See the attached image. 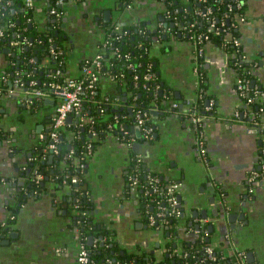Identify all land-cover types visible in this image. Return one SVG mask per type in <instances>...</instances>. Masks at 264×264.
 <instances>
[{"label": "crops", "instance_id": "obj_1", "mask_svg": "<svg viewBox=\"0 0 264 264\" xmlns=\"http://www.w3.org/2000/svg\"><path fill=\"white\" fill-rule=\"evenodd\" d=\"M130 2L132 5L129 7L119 0H66L63 4L66 10L64 17H68L66 26H63L67 34L64 69L67 77L80 76L83 61L92 58L99 50L107 23L118 22L135 29L142 24L150 33V55L161 84L164 82L163 92L168 91L159 103L150 104L145 109L155 128L154 138L150 140H142L141 127L127 109L129 103H123L124 96L131 101L128 99L129 90L111 76H102L98 94L100 98L112 97V109L123 106L122 110L108 112L99 108L97 114L86 104L81 115L68 117L63 128L64 137L68 138L82 126L83 120L93 123L86 132L94 142L83 169L84 183L80 185L91 195L94 219L112 230L123 249L165 259L163 248L169 238L164 234V228L150 226L146 221L142 211L145 200L141 196L144 187L140 186L136 192L128 191L131 158L136 160L135 154L130 155L134 148L136 154H142L144 166L150 169L147 171L158 174L165 182L181 181V204L185 206V217L181 216L179 220L183 230L181 237L186 238L192 232L188 229L194 223H189L192 211L206 207L209 220L206 238L210 242L217 243L229 255L235 248H241L247 253L248 264H264V181L252 179L253 170L261 163L264 131L258 128L256 131L252 123L234 117L243 99L236 90L238 70L231 52L221 43L206 41L202 59L203 80L199 84L200 77L195 69L197 43L190 31L181 27L178 31L181 36L178 32L175 37L168 33V38L164 39L166 33L163 32L164 35L158 38L156 31L162 27L164 16L162 3L159 0ZM50 4L49 0H35L37 27L45 26L50 20ZM242 13L246 19L237 17L236 30L248 60H257L254 74L257 86L264 87V0H245ZM5 48L8 47L0 46V125L6 133L0 144V175L16 176V180L0 183V231L7 226L0 235V264H79L76 260L78 236L72 218L77 211L73 204L75 184L67 182L65 177L58 181L57 176L48 174V179L45 176L39 182H44L42 190L30 189L22 196L27 191L29 177L20 172L27 168L35 146L41 142L40 134L48 132L49 117L54 113L59 97L52 96L36 106L28 99L12 97L11 94H26L18 91L13 75L23 71L18 68L20 60L14 65L9 58L12 51H5ZM43 63L52 65L47 58ZM7 71L5 81L2 75ZM205 79L207 89L203 97L208 94L210 97L206 99L214 102L208 110L204 108L206 103L203 106L199 103V88ZM10 80L14 83L13 91ZM6 82L8 87L5 88ZM27 93L32 94L31 90ZM118 97L121 103L116 104ZM174 101L179 103L178 107L172 106ZM140 105L144 106L143 103ZM195 107L206 112L201 124L206 139V157L199 156L196 146V131L190 118ZM124 110L131 117L125 125L134 136L133 146L119 138L117 129L108 126L105 133L102 131L97 135L94 128L96 114L98 120L103 121L110 118L111 112ZM48 164L52 170H58V175L67 167L64 160L59 161L55 157ZM23 178L25 184L19 191L14 183ZM33 190H36V195L30 194ZM218 190L223 192L230 220L223 217ZM212 197L214 201H211ZM232 223L234 235L230 242L226 240V233ZM59 248L65 249L64 253L58 254Z\"/></svg>", "mask_w": 264, "mask_h": 264}, {"label": "built area", "instance_id": "obj_2", "mask_svg": "<svg viewBox=\"0 0 264 264\" xmlns=\"http://www.w3.org/2000/svg\"><path fill=\"white\" fill-rule=\"evenodd\" d=\"M65 1L66 0H55L48 8V18L51 19L52 17H56V22L51 23L53 27L57 26V23H59L65 15V11L63 10V4ZM130 1L131 0L125 1L127 7L132 5ZM159 1L163 5L164 17L168 18L170 21H174L176 27L169 25L165 28L163 27V21V24H161L163 28L159 27L158 32L176 35L179 31L178 27H182L184 30L190 31L195 38L197 43V61L195 69L200 77L199 84L201 83V80H203L202 59L205 53L204 44L206 41L212 40L214 35H221L222 40L220 43L223 48L228 50V45L231 44V47L234 49L233 55L234 57H237V59L233 60V63L238 70L236 90L243 99V104L235 110L234 117L240 120H247L258 129H261V131H264V117L262 115L264 108L260 106L258 112L257 110L254 111L252 109L254 105L257 104L258 98H264V87H258L257 82L252 83V79L254 78L255 70L257 68V60H249L250 62L248 64H244L248 58L244 53L240 36L228 33L233 28L237 29V21H239L237 17H240V20L246 19V16L242 13L245 0H193L192 3L188 1L186 4H182L180 6H171L172 0ZM34 3V0H24L25 7L27 8L33 7ZM1 14L4 13L2 12ZM30 19L31 17H28V20ZM182 22L184 23L182 24ZM109 29H112V31ZM107 31L108 33L103 35V39L97 53L92 58L86 59L83 63L79 77H67L60 66L51 70L47 74L48 79L41 82L40 85H36L37 81L35 79L29 80L31 93L34 95V99L30 101L31 103L35 100L51 98L52 96L59 97L48 132L40 134L41 139L43 140V138H48L49 143L44 148V152L41 156L32 155L31 160H45L49 150L51 153L56 154L60 152V144L63 139L62 132L64 126L67 124L68 117L71 114L81 115L82 112H84V103L87 97H90L97 103H100L99 108L101 110L102 108L104 109L102 103L112 104V97L95 99V94L98 93V86L102 76H111L117 80L125 76L124 72H114L111 68H104V62L107 48L115 46V49L119 50V47L116 45L115 38H120L122 35L128 33V29L122 24L116 22L112 27H108ZM137 31L141 35L139 44H142L144 39H151L149 38L150 33L148 32L146 26H139ZM113 33H115V35H113ZM1 35H3V30L0 26V36ZM18 36L19 38L11 40V45L19 47L31 44V41L27 37ZM49 40L52 41V38L50 37ZM145 48L147 49V47ZM50 50L54 54V57H58L62 53L61 50H56V46L52 47ZM127 66L133 70L137 68V65H134L132 62H129ZM244 72L249 75L252 74V77L244 76ZM14 77V81L16 83L19 85H25V81L21 79L22 76L20 72L19 75L16 74ZM2 78L6 81L7 75H2ZM142 80V87L151 91L154 97H156L158 93H161L162 84L158 79V73L153 68L152 62L146 64ZM134 82L135 84L138 82L137 74H135ZM199 90V97L202 98L205 93L204 86L201 85ZM11 91H13V89H11ZM120 100L121 98L118 97L116 104H118ZM209 101L210 102L205 105L206 107H204L205 110H208L213 106L214 102L211 100ZM132 102L137 103V105L133 108V117L135 122L141 127L142 137L146 140L153 139L155 128L150 122L148 111L142 110L141 108L136 109L139 103L131 100L130 105ZM178 105L179 103L177 101L172 103V106L174 107H178ZM205 114V112L198 110V107H195L190 114L191 122L196 131L197 150L199 156L201 157L207 156L205 133L201 127L203 120L206 118ZM84 122V120L81 122L82 126L84 125ZM108 126L112 129L117 128L119 138L127 142L128 145L133 146L135 141L134 136L120 116L115 115L113 120L109 122ZM77 134L79 135V131H77ZM87 147V151L84 155H82L83 161L79 163L81 168H85L86 166L85 160L91 151L92 144H88ZM73 152L74 149L71 150L70 155ZM262 155L263 160L260 163L262 171L253 170V180H264V147L262 149ZM135 157L136 164L131 169L129 175V191L136 192L140 186L144 187L143 195L146 196V199L144 200H147V209H145L144 212L145 215H147V223L150 226L156 228L162 227L168 230L169 242L166 241L163 250L173 259L172 264H176L175 262H180L181 264L188 262V256L193 249H195V251H193L192 257L195 259H193L190 264H207L208 261H213L215 264H248L246 259L247 253L245 250L238 247L235 248L233 250V256L228 260V263L227 257L229 254L221 250L217 243L207 240L206 237L209 234L207 228L209 220L207 217L202 219L195 218L194 223L188 228L192 232L194 231L198 234L197 239H186L181 237L178 232V229L182 226L179 220L183 212L179 198L182 188L181 181H163L158 174L153 171H146L142 168V165H144V158L142 154L137 153L135 154ZM34 171L35 175L32 178V181L39 183L44 178V174L36 172V168ZM67 177L68 175L65 176V179ZM71 179L72 182L79 184V177L74 176ZM143 179L146 180L145 184L141 183ZM9 180L15 181L16 176L6 177L4 175H0V183ZM24 192L28 193V189ZM149 206H151V208H148ZM3 224L6 226L5 223ZM197 224H199L198 227H196ZM226 238L232 242L231 233H227ZM103 240H105V238H103ZM97 241L98 238H95V245ZM63 250V248H59L57 249V253L62 254ZM197 253H201L202 255L198 256ZM78 261L80 264H95V259L91 256V249L89 248V244L86 242L85 237L79 243ZM112 262H116V264H129L128 262L123 263L121 261H116V258L113 260L109 259V263L111 264Z\"/></svg>", "mask_w": 264, "mask_h": 264}, {"label": "trees", "instance_id": "obj_3", "mask_svg": "<svg viewBox=\"0 0 264 264\" xmlns=\"http://www.w3.org/2000/svg\"><path fill=\"white\" fill-rule=\"evenodd\" d=\"M55 0H52L51 5L53 4ZM120 3L123 5V3L127 0H119ZM129 1V0H128ZM184 1V2H183ZM190 1L191 3L193 0H172L171 6H180L181 4ZM24 0H0V26L3 30V35L0 36V46L5 47H11L12 52L15 51L16 55H13V53H9V58L12 60L14 65H16L17 60H20V69H22L23 72H21V76L23 77V80H31L35 79L37 81L36 85H40V82H43L44 80H47V74L53 70L54 68L60 67L62 68L63 72L65 69L66 64V58H67V34L65 29L61 24L57 23L58 28H54L51 26H43V27H37L35 24V11L34 6L31 8L25 7ZM64 11L65 8H63ZM4 14H1V13ZM28 17L33 18V24L31 25L29 21L27 20ZM114 23H107L105 26V32L104 34L108 33L107 28L112 27ZM142 25V24H141ZM125 27V26H124ZM128 29V33L122 35L120 38H115L116 45L119 47V50L115 49V46L109 47L106 50L105 53V62H104V68H111L114 70V72H124L125 76L119 79V82L122 83L123 88L125 87L130 94L128 97L129 100L138 102V106L136 109L141 108L142 110H145L148 105H153L156 102H160L162 98L166 97L168 95V91L163 92V94L158 93L156 97L152 94L151 91L146 90L142 87V76L144 69L146 67V64L149 62L153 63V68L157 72L156 64L153 60V57L150 55L151 53V46H150V39L143 40L142 44H139V41L141 40V35L135 29V27H125ZM205 28V27H204ZM57 29V30H56ZM112 31V29H109ZM229 34L239 35L238 31L233 28ZM228 34V35H229ZM20 37H27L30 41V45H22L21 50H17L18 46L11 45V40L17 39ZM115 35V33H113ZM240 36V35H239ZM52 38V41L49 40V38ZM222 40L221 35H214L212 37V41H216L220 43ZM56 46V50H61L62 53L58 57H54V54L51 52V48ZM28 47V48H26ZM147 47V49L145 48ZM228 51L231 52V58L233 60L237 59V57H234L233 51L234 49L231 47V44L228 45ZM47 58L51 61L52 65H49L48 63H43L44 59ZM85 61H83L84 63ZM129 62H132L134 65H137L136 69L133 70L127 66ZM250 61L247 60L244 62V64H248ZM139 64V65H138ZM204 68V67H203ZM242 69V68H241ZM204 70V69H203ZM26 71V72H25ZM135 74L138 75V82L135 84ZM8 75V71L3 74ZM252 74H248L244 72V76H251ZM10 77V74H9ZM15 78V77H14ZM158 79L161 82V79L158 74ZM203 86L205 88V91L207 89V79L204 80ZM4 87H8V83L6 82L4 84ZM4 91V90H3ZM166 91V90H165ZM1 93L0 92V102H1ZM206 93V92H205ZM206 97H210V95L205 94L204 97L199 99V103L201 106L205 105ZM100 98L99 94H95V99ZM45 101V98L40 100H35L33 102V106H36L38 104H41ZM140 103H143L144 106L142 107ZM86 104H88L89 108L97 113V110L99 109L100 103H97L94 99L87 97L84 103V110L86 107ZM102 106H104V109H107V111H112V105L102 103ZM260 106L264 108V98H258L257 104L254 105L252 108L254 111L259 110ZM125 109V108H124ZM95 114V113H94ZM98 114V113H97ZM96 114L95 124L94 128L97 131V135L102 134L106 132V129L108 127V123L113 120L114 116H120L123 119V122L128 124L131 117H129V112L123 111L121 113L119 112H111L110 118L108 120H98V116ZM101 114V113H100ZM264 117V112H263ZM123 116V117H122ZM262 117V116H261ZM133 118V116H132ZM152 123V121H150ZM93 123L85 122V126H80L77 128V131H79V135L77 134V131L74 135L71 137H64V132H62V142L60 144V152L59 153H51L49 150L47 153V158L45 160L40 161H34L30 160V162L26 165V169L21 170V175H28V168L31 167L32 171L36 168V172H41L44 174V177L48 174H51L54 176H57V180L61 181L65 177V174H68V177L66 178L67 182H71L72 185L76 184L72 182V177L77 176L80 178L79 185L75 186L74 193L77 194L79 207L81 212L78 213V219H81L80 229L83 231V235H89L94 234L95 238H98V241L96 245H89V248L91 249V256L95 259V264H110L109 259L113 260L116 258V261H121L123 263L128 262L129 264H164L163 262H167L166 264L170 263L172 264L173 259L171 257H165V259L158 260L157 257H155L153 254H146L145 252L141 253H133L129 252L125 248L123 249L118 240L115 239L114 234L112 233V230L109 229L107 226L103 225L98 221L96 218L94 219L93 216V209H94V203L91 199V195L87 188H85L83 185H80V183H84L83 178V169L80 167V162L83 161L82 155L87 151L88 144H93L94 139L92 137L88 136V130L91 128ZM85 128V130H83ZM129 128V127H128ZM117 129V128H116ZM87 132V133H86ZM6 133L4 132V129H2V126L0 125V144L5 139ZM142 140L144 141L145 138L142 137ZM49 139L43 138L41 142H39L35 146V151L33 156H41L44 152V148L48 145ZM70 143V144H69ZM70 145V146H69ZM264 147V142H262L261 149ZM74 149V152L70 155L71 150ZM137 150L132 149L131 156L133 154H136ZM50 155H53L56 159L64 160L65 164L67 165L66 169L63 170L62 174L58 175L56 174L58 170L53 169L52 171L50 165L48 164V160ZM263 160V155L261 152V161ZM44 161V162H43ZM85 163H87V159L85 160ZM136 161L131 158V169L133 166H135ZM86 168V167H85ZM142 168H144L146 171L150 170L146 168L144 165H142ZM258 171H262V168L260 165L257 167ZM60 173V172H59ZM35 174V173H34ZM30 175V174H29ZM28 175V176H29ZM143 184L146 183V180H142ZM28 184H31V186L28 189H38L39 191L42 190V184L36 183L32 181L31 179L27 181V187ZM78 188V189H77ZM27 193H23L22 196H25ZM143 195V190L141 192V196ZM144 196V195H143ZM144 199L145 196H144ZM146 201H144L145 206L143 207V211L147 209ZM148 208H151L149 206ZM152 211L151 209H149ZM154 210V209H153ZM77 214V211H76ZM147 216V215H146ZM147 221V218H146ZM165 229V228H164ZM172 229V228H171ZM168 230L165 229L164 234H167ZM100 235H103L104 244H101V240L99 238ZM168 237V236H167ZM169 242V240H167ZM193 249L190 252V255L188 256V262H185V264H190L191 261L195 258L192 257ZM198 256H201V253H197ZM227 262L229 263L230 256L227 257ZM176 264H181L180 262H175ZM111 264H116V262H112ZM207 264H215L213 261H208Z\"/></svg>", "mask_w": 264, "mask_h": 264}, {"label": "water", "instance_id": "obj_4", "mask_svg": "<svg viewBox=\"0 0 264 264\" xmlns=\"http://www.w3.org/2000/svg\"><path fill=\"white\" fill-rule=\"evenodd\" d=\"M50 1V3H51V1L52 0H49ZM70 2H72V0H69ZM162 21H164V24H163V27H165V28H167L169 25L170 26H173V27H176V25H175V22L174 21H170L168 18H165L164 16L162 17V19H161ZM67 22H68V17H64V22H63V26H66V24H67ZM184 22H182V24H183ZM181 28V27H180ZM178 29H179V27H178ZM167 35H169L168 33H166V35H164V39H167L168 37H167ZM170 36H174L175 37V34H171ZM178 36H181V34L178 32ZM158 38H159V36H157ZM26 48H28V47H26ZM5 51L7 50V51H12V48L11 47H8V48H5L4 49ZM17 50H21V47H18L17 48ZM13 53V55H16V52L15 51H13L12 52ZM18 68H20L19 66H18ZM26 72V71H25ZM13 75H16L15 73L13 74ZM21 79H23V77H21ZM257 81V79H256V77H254L253 79H252V83H255ZM41 83V82H40ZM30 84V81L29 80H26L25 81V85H16V86H18L17 88H18V91H24L26 94H24L23 96H20V95H18V94H16V95H13V94H11V96L12 97H14L15 99H21V98H24V99H28V100H33L34 99V95L33 94H28L27 92L29 91V90H31V86L29 85ZM9 85H10V88H12V89H14L13 88V85H14V83H13V81L12 80H10L9 81ZM162 85H164V82L162 83ZM17 88H15V91L17 90ZM163 89L161 90V94L163 93ZM126 94V93H125ZM124 94V95H125ZM48 100V98L45 100V101H47ZM123 103L124 104H126V103H129V105L127 106V109L129 110V112H130V116H133V108H134V106L135 105H137V103H132L131 105H130V102L129 101H127L126 100V98H125V96L123 97ZM55 102V100L53 101V103ZM120 102H121V100H120ZM119 102V103H120ZM206 104H208L209 103V100L208 99H206V102H205ZM123 109V106H119V107H114L113 108V110H116V111H119V110H122ZM206 113V112H205ZM87 121H89V120H87ZM83 130H85V128H83ZM261 130V129H260ZM262 142V141H261ZM261 152H262V149H261ZM32 154V152H30V155ZM53 158H54V156L53 155H50V157H49V160H48V163H51L52 161H53ZM44 162V161H43ZM28 177H29V179L28 180H32V178L34 177V173H35V171H33V173L31 174V171H32V168L31 167H29L28 168ZM54 170H52L51 172H53ZM46 179H48L49 178V176L48 175H46V177H45ZM24 179V180H23ZM23 179H21V181L19 180V183L18 182H16V183H14V185L15 186H17V187H19V189L17 188V190H19V191H21V186L22 185H24L25 184V178H23ZM262 181H264V180H262ZM41 184L43 185L44 184V182L42 181L41 182ZM19 185V186H18ZM79 184L78 183H76L75 184V186H78ZM129 182H128V191H129ZM31 186V184H28V187L27 188H29ZM35 191L36 190H33V192H31L30 194H33V195H36L35 194ZM38 191V190H37ZM130 193L132 192V191H129ZM129 192H127L128 194H129ZM218 193L219 194H217V198H218V200L220 201V205H221V207H222V214H223V217L224 218H226V219H228V220H230L229 219V209H228V207H227V204H225L224 202H223V192L221 191V190H218ZM133 194V193H132ZM216 196V195H215ZM182 196H180V201H182ZM211 201H214V197H212L211 198ZM182 205V204H181ZM145 205L143 204V207H144ZM182 209H183V212H182V217H185V206H182ZM215 209H217V208H215ZM143 211V210H142ZM216 212L218 211V209L217 210H215ZM144 212V211H143ZM76 215V214H75ZM73 216L72 218H73V223L75 224L76 223V216ZM208 216V209L205 207V208H203V209H201V210H199L198 208H195L193 211H192V215H191V219L189 220V223L191 224V223H193L194 222V219L195 218H199V217H203V218H205V217H207ZM234 223H232L231 224V229H229L228 230V232L227 233H231V235L233 234L234 235V231L232 230V228H234V225H233ZM199 225V224H198ZM198 225H196V227H198ZM7 228V227H6ZM210 228H212L213 229V226H210ZM178 232L180 233V234H182V232H183V230L181 229V227L178 229ZM185 232V231H184ZM226 233V234H227ZM167 236H169V232L167 233ZM99 238H100V240H101V244H104V240H103V235H100L99 236ZM93 239H94V236L93 235H89L88 236V243L89 244H91V241H93ZM207 240H209V239H207ZM155 257H156V255H154ZM166 256L168 257L169 255L166 253ZM157 259L159 260H162L163 259V257L162 258H158L157 257Z\"/></svg>", "mask_w": 264, "mask_h": 264}, {"label": "flooded vegetation", "instance_id": "obj_5", "mask_svg": "<svg viewBox=\"0 0 264 264\" xmlns=\"http://www.w3.org/2000/svg\"><path fill=\"white\" fill-rule=\"evenodd\" d=\"M35 1V0H34ZM51 3H52V1H51ZM24 8H25V6H24ZM65 16V15H64ZM64 16L62 17V19H61V21L58 23V24H61L62 26H63V22H64ZM28 20V19H27ZM29 21V23L32 25L33 24V18H31L30 20H28ZM51 23H55L56 22V17H52L50 20H49ZM49 21H47V23L45 24V27L46 26H49L50 27V22ZM52 26V25H51ZM54 28H58V26H55V27H53V29ZM57 30V29H56ZM159 33L160 32H158V29H157V31H156V34H157V36H159L160 37V35L161 36H163L164 34H163V32L162 33H160V35H159ZM255 76V75H254ZM54 113H55V110H54ZM54 113H52L51 115H50V117H49V121H50V125H51V122H52V118H53V116H54ZM254 126V125H253ZM255 128H256V131H257V127L256 126H254ZM254 170H257V168L256 169H254ZM131 172V168H130V170H129V173ZM130 174H128V176H129ZM73 204L76 206V208H77V214L75 215L76 216V223L73 225V228L75 229V231H76V233H77V236H78V247H79V243H80V241L82 240V239H84V237H85V239H86V242L88 243V236L89 235H93L94 236V239H93V241H92V243L91 244H89V245H94L95 246V235L94 234H89L88 236L87 235H85V236H82L83 235V231L80 229V224H81V219L79 218L78 219V213H79V211L81 212V210H80V207H79V202H78V197H77V194H75L74 193V201H73ZM94 210V209H93ZM95 212H96V209H95ZM7 227V226H6ZM6 227H5V229H6ZM5 229H3L2 231H1V234H3L4 233V230ZM232 236V235H231ZM197 237H198V234L196 233V232H191V233H188L187 234V237H186V239L188 238V239H197ZM209 239V238H208ZM226 240L227 241H229L227 238H226ZM64 251H65V249L63 250V252L62 253H64ZM78 251V250H77ZM230 257H232L233 256V252H232V254H230L229 255ZM230 259V258H229ZM76 260H77V262L80 264V262L78 261V252H77V257H76Z\"/></svg>", "mask_w": 264, "mask_h": 264}]
</instances>
